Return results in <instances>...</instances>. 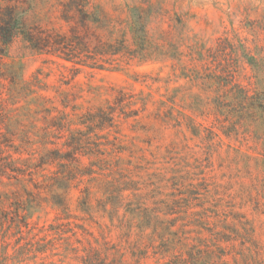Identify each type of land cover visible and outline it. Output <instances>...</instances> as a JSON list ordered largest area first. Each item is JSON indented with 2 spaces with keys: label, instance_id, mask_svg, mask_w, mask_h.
Returning <instances> with one entry per match:
<instances>
[{
  "label": "rangeland",
  "instance_id": "374dc122",
  "mask_svg": "<svg viewBox=\"0 0 264 264\" xmlns=\"http://www.w3.org/2000/svg\"><path fill=\"white\" fill-rule=\"evenodd\" d=\"M10 16L16 36L0 43V134L23 157L46 150L45 110L84 113L116 98L139 110L101 132L115 138L121 152L112 158L136 190L110 201L102 190L111 178L100 177L89 183L90 212L74 189L71 217L56 219L47 206L30 220L36 231L70 222L91 233L75 229L80 238L104 236L128 257L166 262L172 255L158 239L145 250L149 217L185 245L200 241V264H264V114L256 115L264 112V0H0V24ZM76 28L92 47L121 52L92 67L23 39L70 38ZM61 258L49 261L78 264Z\"/></svg>",
  "mask_w": 264,
  "mask_h": 264
},
{
  "label": "trees",
  "instance_id": "16d2710c",
  "mask_svg": "<svg viewBox=\"0 0 264 264\" xmlns=\"http://www.w3.org/2000/svg\"><path fill=\"white\" fill-rule=\"evenodd\" d=\"M8 18L0 24V43L4 45L10 44L16 36L13 23L17 22L11 16ZM80 23L78 27L88 25L84 18ZM77 28L70 38L39 36L29 39L24 36L23 39L33 50L92 67L104 62L105 56L121 52L111 45L92 47L86 34L83 37L77 35ZM244 99L248 105L246 110L253 109L250 98L245 95ZM115 100L114 106L99 107L84 113L60 111L58 115H53L51 110H45L39 142L46 146V150L41 155L32 150L26 151V157H23L20 146H12L9 137L0 134V264H54L49 260L56 256L62 257V262L69 259L78 264H149L143 262L147 259L145 253L132 251L128 257L125 248L113 246L104 236L101 241L93 237V242L80 238L75 229L82 228L71 226L70 222L56 220V223L41 226L36 231V225L30 221L34 214L44 212L47 206L57 211L56 219L65 217L68 220L71 217L68 195L74 189H78L81 195L78 201L80 210L90 212L92 191L89 183L100 177L111 178L102 190L110 201L123 200L126 191L136 190L129 188L128 177L118 172L122 171L119 169L121 159L112 158L121 152L115 138L112 141L101 134L103 131L109 134L116 127L115 119L119 120V116L128 119L139 112L130 107L134 104L131 100ZM125 107L129 108L128 112H122ZM258 113L256 115L260 117L264 114L261 110ZM10 149H14V152ZM84 159L88 160L87 164L83 163ZM145 219L147 223L152 222L141 227L142 232L146 227L152 229L147 235L150 242L145 250L157 247L152 243L156 238L160 251L172 255L168 261L156 263L200 264V241L185 245L182 238L175 239L167 229L153 224V219ZM83 232L91 237V233ZM170 234L175 235L174 232Z\"/></svg>",
  "mask_w": 264,
  "mask_h": 264
}]
</instances>
